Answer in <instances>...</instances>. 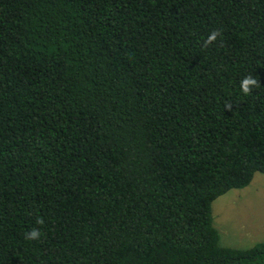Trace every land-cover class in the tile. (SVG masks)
<instances>
[{"label": "trees", "instance_id": "1", "mask_svg": "<svg viewBox=\"0 0 264 264\" xmlns=\"http://www.w3.org/2000/svg\"><path fill=\"white\" fill-rule=\"evenodd\" d=\"M255 171L264 0H0V264H264L210 207Z\"/></svg>", "mask_w": 264, "mask_h": 264}, {"label": "rangeland", "instance_id": "2", "mask_svg": "<svg viewBox=\"0 0 264 264\" xmlns=\"http://www.w3.org/2000/svg\"><path fill=\"white\" fill-rule=\"evenodd\" d=\"M212 225L222 245L244 248L264 239V172L211 201Z\"/></svg>", "mask_w": 264, "mask_h": 264}, {"label": "clouds", "instance_id": "3", "mask_svg": "<svg viewBox=\"0 0 264 264\" xmlns=\"http://www.w3.org/2000/svg\"><path fill=\"white\" fill-rule=\"evenodd\" d=\"M220 35L221 33L219 30L212 31L210 35L208 36V39L205 41V45L211 44ZM240 87H241L243 94L247 96L252 92L254 88L258 87V81L254 76L248 75L242 79ZM25 237L26 239H29V240H38L41 237V233L39 230L33 229L30 232L26 233Z\"/></svg>", "mask_w": 264, "mask_h": 264}]
</instances>
